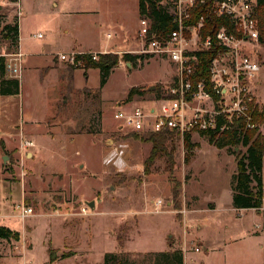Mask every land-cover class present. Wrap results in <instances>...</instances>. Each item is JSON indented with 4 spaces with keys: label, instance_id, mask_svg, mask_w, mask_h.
<instances>
[{
    "label": "rangeland",
    "instance_id": "374dc122",
    "mask_svg": "<svg viewBox=\"0 0 264 264\" xmlns=\"http://www.w3.org/2000/svg\"><path fill=\"white\" fill-rule=\"evenodd\" d=\"M21 6V37L28 48L54 54L100 48L111 34L122 48L141 49L138 0H0V57L15 52L2 33L19 22ZM253 51L261 65L258 98L264 100V45ZM124 54H115L120 62L101 90L97 69L88 79L83 72L75 75L76 88L95 90L67 96L57 87L54 71L42 82L41 70H32L23 76L20 96L0 97V138L7 144L0 139L5 147H0V224L17 223L21 233L20 242L0 240V264H51L52 250L57 257L52 264H104L108 253L126 256L127 264H155L161 259L155 255L176 250L185 263V253L200 239L212 250L188 253L187 264L190 259L195 264H263L264 207L261 214L233 209V150L218 149L193 134L196 148L186 163L184 141L176 135L146 172L152 143L145 134L119 131L114 113L119 103H129L132 88L147 92L133 102L152 99L148 88H164L172 71L150 57L129 67ZM4 78L11 79L7 72ZM29 138L39 149L34 145L22 154L21 141ZM120 142L129 145L121 171L104 165L112 145ZM34 150L35 158L28 157ZM22 201L34 211L24 227L20 219L8 218L17 217ZM186 236L194 245L184 244Z\"/></svg>",
    "mask_w": 264,
    "mask_h": 264
},
{
    "label": "built area",
    "instance_id": "2783aa9c",
    "mask_svg": "<svg viewBox=\"0 0 264 264\" xmlns=\"http://www.w3.org/2000/svg\"><path fill=\"white\" fill-rule=\"evenodd\" d=\"M209 1L162 0L174 24V29L166 35L152 33L149 20L140 18L141 49L127 54L166 62L172 71L171 80L162 88L160 96L140 103L132 100L125 105L119 103L114 113L119 131L138 135L170 131L183 141L193 134L219 137L231 132L241 135L258 131L264 136V123L256 119L264 106L257 91L261 65L253 57L260 36L259 0H212L211 14L228 24L204 38L205 17L200 16L193 22V11ZM210 51L213 56L208 59L205 71L203 56ZM105 54L108 52H71L60 53L58 58L70 67L83 68L80 56L90 55L92 61H99L100 55ZM1 57L11 79L20 81L23 54L18 51ZM33 146L32 141H21V153ZM128 147L125 142L114 143L104 158V165L123 170ZM24 177L23 171L21 178ZM16 212L22 223L34 215L33 208L24 201L16 207Z\"/></svg>",
    "mask_w": 264,
    "mask_h": 264
},
{
    "label": "trees",
    "instance_id": "16d2710c",
    "mask_svg": "<svg viewBox=\"0 0 264 264\" xmlns=\"http://www.w3.org/2000/svg\"><path fill=\"white\" fill-rule=\"evenodd\" d=\"M16 1V0H13ZM162 0H138V12L140 18L149 20L151 32L156 35H166L174 29L172 16L162 6ZM212 0L206 5L198 6L193 11V22L200 16L205 17V28L202 36L205 38L212 35L215 31L228 22L225 19H219L213 16L210 12ZM258 21L260 27L259 44L264 45V0H259ZM3 38L10 44L14 51L17 52L20 40L19 23L15 25H6L3 30ZM212 51L203 56L204 70L208 66V59L212 57ZM84 67L88 69H98L100 72V87L103 89L107 84L114 69L118 66L120 58L118 55L108 53L100 55L99 61H92L90 55H82ZM140 58L132 54H124L122 60L133 66ZM207 60V62H206ZM72 69H79L73 68ZM6 74L5 59L0 58V96H15L21 91V83L17 79H5ZM204 75V74H203ZM89 91H87L88 93ZM147 92L141 88H132L128 94L127 101L133 100L135 96H143ZM152 94L160 96L162 94V86L152 92ZM256 119L264 123V106L262 112L257 113ZM240 126V125H239ZM136 135V134H135ZM138 135V134H137ZM147 135L146 140L153 145L151 155L146 161V172H148L150 164L157 158L158 154L166 150L165 142L176 137V133L163 131L155 134ZM206 138L211 145L218 149L233 150L236 155L237 172L233 176L232 191L233 199L232 206L237 210L253 209L260 213L264 207V181H263V166H264V136L258 131H246L238 135L237 132H231L222 136L201 135ZM186 150L185 162L188 163L194 156L196 145L191 142V135H187L184 139ZM2 150L5 149L4 143H0ZM241 148L245 152H241ZM0 240L20 242L21 235L17 231H13L8 227L0 226ZM150 256V254H148ZM155 256L161 259H155V264H184V256L181 250H176L168 253H161ZM1 259V256H0ZM57 257L54 256L53 250L50 251L49 262H56ZM104 264H127V257L120 256L114 253H108L105 256Z\"/></svg>",
    "mask_w": 264,
    "mask_h": 264
},
{
    "label": "crops",
    "instance_id": "0c3cea01",
    "mask_svg": "<svg viewBox=\"0 0 264 264\" xmlns=\"http://www.w3.org/2000/svg\"><path fill=\"white\" fill-rule=\"evenodd\" d=\"M20 8H21V13L22 14H21L19 22H18L19 23L20 40H19V46H18L17 52L20 51L23 54V56H24L23 57V76H24V74H27L29 71H32V70H38L39 71V70H41V74H40L39 78L41 79L42 82H44L45 81V77L54 71L55 72L54 76L56 78L55 80L57 82V87L60 88V89L63 88V91L61 92V94H65L66 96L67 95H71V94L76 93V92H79V91H81L82 93L85 94L88 90L89 91L95 90V89H90L88 87L76 88V86H75V77H76L75 75L77 73L83 72L84 77L86 79H88L89 73L93 69H88V70H86L85 68L72 69L68 64L63 63V62H61L59 60L58 55L60 53L59 54L58 53L54 54L52 52H42L41 50H35V49H32V48H28V47H26V45H24L23 38L21 37V29H22V18L24 16L25 12H23L22 6ZM137 15L139 16L138 9H137ZM139 20H140V17H139ZM108 35H111V34H108ZM108 35H107V37H108ZM112 38L113 37L111 36V38L108 39V41H107L108 43H106L104 46H101L100 48H94V49L88 48V49H83V50L72 49V50H70L69 53H71V52H79V53L80 52L81 53L82 52H86V53L92 52V53H94V52H105V51H107L108 53H114V54H120V53H125L126 54V53H128L130 51H134L133 50L134 47L133 48H126V49L122 48L120 46L121 44L116 43V42H112L111 41ZM137 40H138V37H137ZM138 42H139V40H138ZM64 53H68V52H64ZM40 60H43V62L45 63V67L40 68V66L39 67L37 66L40 63L39 62ZM23 76H22V79H23ZM22 79L20 80V83H21ZM20 95H21V91H20L19 95H15V96H20ZM0 97H12V96H0ZM260 101L262 103H264V100H260ZM55 107L56 106H54L53 109H55ZM57 109L58 108L56 107V110ZM29 137H30V134H29ZM1 140H3V139H1ZM29 140L33 141L34 145L37 146V144L35 143V141L32 138H29ZM4 143H5V146H7L5 141H4ZM7 149H9V148L7 147ZM37 149H39L38 146H37ZM35 154H36L35 150L34 151H29L27 153L28 157L30 156L32 158H35ZM263 170H264V166H263ZM263 181H264V177H263ZM232 199H233V196H232ZM215 209H216L215 206L213 208H211V209L209 208V210H215ZM197 210H200V209H197ZM197 210H192L190 212V214L194 213ZM234 210L237 211L238 213H241V212H245L247 210H253V209H246V210L234 209ZM259 214H261V213H259ZM239 216H240V214H239ZM8 218L9 219H16V218L19 219L18 217H8ZM188 223H189V221H188V217H187L185 224H188ZM16 224L17 223H14V225L0 224V226H5V227L10 228L13 231L19 232L18 228H16ZM25 224H26L25 222L22 224L23 227L25 226ZM198 228L202 229V227L200 225H198ZM20 235H21V233H20ZM255 235H260V233L257 232V233H255ZM193 241H188V236H186L184 244L187 246V244L191 242V244L194 245ZM198 244H199V245H197L198 247H196V246L195 247H191L189 252L185 253V263L184 264H187L186 263V257L188 255V253H192V252L200 253L202 251V249H204V248L208 252L209 250H212V247H213V246L209 245L208 242H206L205 240L202 241L201 239L199 240ZM196 249H199V251L197 252ZM190 262H191V264H195L194 259H190ZM263 264H264V255H263Z\"/></svg>",
    "mask_w": 264,
    "mask_h": 264
},
{
    "label": "water",
    "instance_id": "95a60500",
    "mask_svg": "<svg viewBox=\"0 0 264 264\" xmlns=\"http://www.w3.org/2000/svg\"><path fill=\"white\" fill-rule=\"evenodd\" d=\"M128 66L130 67V64H128ZM148 91H149V92H154V91H155V87H150V88H148ZM7 161H8V157H5V158H4V164H6ZM88 206H89L91 209H94V207H95V203H94V202L88 203ZM169 238H171V236H169Z\"/></svg>",
    "mask_w": 264,
    "mask_h": 264
}]
</instances>
